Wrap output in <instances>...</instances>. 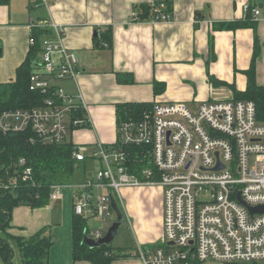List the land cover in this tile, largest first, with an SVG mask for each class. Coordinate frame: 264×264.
Here are the masks:
<instances>
[{
	"label": "built area",
	"instance_id": "1",
	"mask_svg": "<svg viewBox=\"0 0 264 264\" xmlns=\"http://www.w3.org/2000/svg\"><path fill=\"white\" fill-rule=\"evenodd\" d=\"M148 6L149 20L172 19L167 0H150ZM250 11L254 19L260 16L259 7ZM138 18V11H131V19ZM51 27L55 38H42L29 82L30 90L46 95L41 105L0 111V133H25L30 144L71 141L73 131L90 125L82 95L54 84L75 79L77 58L62 45L61 28ZM116 133L109 144L71 141L75 170L85 160H94L96 169L75 182L49 184L48 201L73 189V214L97 220L91 236L98 239L113 220L111 199L121 188L158 185L166 244L137 245L141 264H264V212L249 209L264 206V124L253 101L202 102L195 109L153 102L138 113L124 111ZM7 175L5 189L20 180L41 187L23 157L4 170Z\"/></svg>",
	"mask_w": 264,
	"mask_h": 264
},
{
	"label": "crops",
	"instance_id": "2",
	"mask_svg": "<svg viewBox=\"0 0 264 264\" xmlns=\"http://www.w3.org/2000/svg\"><path fill=\"white\" fill-rule=\"evenodd\" d=\"M149 1L8 0L0 4V83L15 79V70L31 45L33 27L49 29L46 36L50 39L55 38L51 25L61 28L62 45L77 58V75L54 84L81 94L85 100L89 128L73 131L71 141L87 146L116 140L118 104L177 101L195 109L202 102L250 100L246 95L249 74L253 87L264 89V0H171L170 21L132 20L131 11ZM244 6L259 7V18L253 19ZM108 27L110 46L102 42L95 47V37ZM130 78L133 80L126 82ZM155 82L162 84L161 91H154ZM142 191L143 187L125 189L112 198L121 210L122 223L133 221L135 235L129 239L130 244L122 245L127 248L162 245V237L158 240V235L151 236L143 229L148 226L154 201L147 192L142 200ZM73 195V189L65 188L55 201L37 207H14L8 232L28 238L44 230L52 243L50 263H69ZM54 204L61 208V214L51 223ZM86 221L89 228V223L97 220L88 217ZM7 241L14 242L19 252L16 240ZM133 262L126 258L112 264H140ZM0 264H4L1 258Z\"/></svg>",
	"mask_w": 264,
	"mask_h": 264
},
{
	"label": "trees",
	"instance_id": "3",
	"mask_svg": "<svg viewBox=\"0 0 264 264\" xmlns=\"http://www.w3.org/2000/svg\"><path fill=\"white\" fill-rule=\"evenodd\" d=\"M7 2L8 0H0V4H6ZM167 3L170 5L171 0H167ZM135 9L139 15L137 21L150 19L151 12L148 4ZM247 12L250 13V9ZM49 32V29H43L39 26L31 29L34 43L30 45L24 61L17 66L15 79L11 82L0 83V111L9 108H31L41 105L46 95L36 90H30L29 78L40 60L42 38ZM102 42L107 43L108 47L110 46V27L100 31L94 39V46L99 47ZM132 80L133 78H130L126 82ZM161 87V83L155 82L154 91H161ZM248 90L247 99L255 103L257 120L264 123V89L253 87L250 74ZM151 103L118 104L116 106V120L122 116L124 111L130 110L138 113L142 108L151 106ZM26 137L25 133L13 135L0 133V258L4 264H15L12 262L13 250L7 241L9 237H12L17 241L21 258L18 264H51L48 257L52 243L42 230L28 238L13 236L8 232L11 211L16 206L29 205L37 207L43 205L48 202L49 184L75 180V159L72 156L74 145L70 139L53 145L30 144L26 141ZM20 157L25 158L28 165L32 167L33 178L41 184V187H34L30 182L23 180L6 189L2 187L1 183L8 178V175L3 176L4 170ZM73 216L71 226L72 259L66 264H76L80 261L89 264H112L114 261L131 257L130 249L132 247L113 246L111 243L96 247L86 245L82 240L87 221L81 216ZM133 248L135 250L136 246ZM133 255L136 256L135 252Z\"/></svg>",
	"mask_w": 264,
	"mask_h": 264
},
{
	"label": "rangeland",
	"instance_id": "4",
	"mask_svg": "<svg viewBox=\"0 0 264 264\" xmlns=\"http://www.w3.org/2000/svg\"><path fill=\"white\" fill-rule=\"evenodd\" d=\"M250 13H251V11H250ZM251 17H252V14H251ZM257 18H259V16ZM29 82H30V78H29ZM174 102H177V101H174ZM188 106H190V105H188ZM95 169H96L95 161L88 160V161L80 163V168H78L76 173H74L75 180L79 179L81 177V175L91 176L93 174V172L95 171ZM142 187H143L144 191L147 192L153 198V201H154L153 207H151V209H152L151 217L149 215L147 217L148 226L143 227V229H144V231L151 233V236L152 235L153 236L158 235L156 237V239H158V238L162 237V229H163V215H162L163 188L161 186H158V185L141 186V187L139 186V187L121 188L120 191H123L125 189H139ZM145 192L142 191L140 193V198L142 200L146 199V193ZM48 196H49V189H48ZM24 206L31 207L29 205H24ZM160 206H161V229H159ZM157 207H158V209H157ZM60 214H61V208L58 205H55V204L52 205L51 223L54 222V220L56 218H58L60 216ZM126 222H127V219H126ZM126 222L121 223V225L119 226L117 233H116L113 241L111 242V244L113 246L128 245V244H130L129 239H131V237H133L135 235V228L133 226V221H131V224L129 223L128 225H126ZM97 224H98L97 221H91L89 223L90 226L88 228V231H95ZM43 232H44V230H43ZM8 240H14V238L9 237ZM160 240H161L160 244H162V245L166 244V242L164 241L163 238H160ZM10 246L13 249L12 262L15 263L16 259H18L20 262V254H19V252L16 251L15 243L10 242ZM122 247H127V246H122ZM130 252H131L130 258L133 259V261H135V262L137 260L141 264L139 259L133 255L134 254V248H131ZM135 262H133V263H135Z\"/></svg>",
	"mask_w": 264,
	"mask_h": 264
},
{
	"label": "water",
	"instance_id": "5",
	"mask_svg": "<svg viewBox=\"0 0 264 264\" xmlns=\"http://www.w3.org/2000/svg\"><path fill=\"white\" fill-rule=\"evenodd\" d=\"M0 55H1V48H0ZM111 207L115 212L116 218L111 224V226L108 228L106 234L103 237L97 239L96 241L89 239L86 236H83L82 241L89 247H96L102 244H109L113 241L117 233V230L123 221V216L120 208L117 206L116 202L113 199H111ZM249 209L251 212H264V206H256Z\"/></svg>",
	"mask_w": 264,
	"mask_h": 264
},
{
	"label": "bare ground",
	"instance_id": "6",
	"mask_svg": "<svg viewBox=\"0 0 264 264\" xmlns=\"http://www.w3.org/2000/svg\"><path fill=\"white\" fill-rule=\"evenodd\" d=\"M112 208V207H111ZM113 210V209H112ZM113 212H114V210H113ZM252 213H254V212H252ZM257 213H259V212H257ZM75 215V214H74ZM76 216H79V215H76ZM81 217H83V216H81ZM83 218H85V217H83ZM115 218H116V216H114L113 217V220H112V222H111V224L113 223V221L115 220ZM85 219H87L88 220V218H85ZM90 219V218H89ZM91 219H93V218H91ZM111 224L109 225V227L111 226ZM108 227V228H109ZM108 228H107V230H108ZM97 229V228H96ZM95 229V230H96ZM107 230H106V232H107ZM94 231H88V228L86 227V229H85V234H84V236H86L87 238H89V239H92V240H97V239H94L93 238V236H91V233H93ZM106 232L101 236V237H103L105 234H106ZM101 237H99V238H101ZM98 238V239H99Z\"/></svg>",
	"mask_w": 264,
	"mask_h": 264
}]
</instances>
